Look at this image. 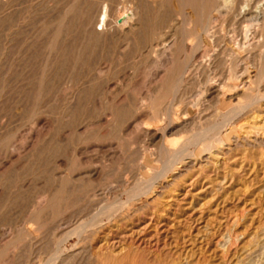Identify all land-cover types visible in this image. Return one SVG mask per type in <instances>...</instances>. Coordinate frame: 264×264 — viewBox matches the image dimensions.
<instances>
[{
    "label": "rangeland",
    "instance_id": "obj_1",
    "mask_svg": "<svg viewBox=\"0 0 264 264\" xmlns=\"http://www.w3.org/2000/svg\"><path fill=\"white\" fill-rule=\"evenodd\" d=\"M219 3L0 0V264H247L264 253V148L247 135L262 133L264 100L256 83L202 92L232 64L263 71L264 24L238 49Z\"/></svg>",
    "mask_w": 264,
    "mask_h": 264
},
{
    "label": "bare ground",
    "instance_id": "obj_2",
    "mask_svg": "<svg viewBox=\"0 0 264 264\" xmlns=\"http://www.w3.org/2000/svg\"><path fill=\"white\" fill-rule=\"evenodd\" d=\"M210 1V0H209ZM189 3V2H188ZM202 5V4H201ZM215 6H214V8H215V10L218 12V13H220V14H222V15H228V17L229 18H231V20L230 21H232L233 23H232V25L234 26V25H237L238 26V31L236 32V35L234 36V39H235V45H236V47L239 49H244L245 47H244V45H245V43L247 42V41H252V43H251V45H253V40H255V36H256V34H258V31L260 32L261 31V29L259 30V28L262 26V24H264V0H258V1H255V0H220V3L218 4V5H216V4H214ZM211 6V5H210ZM208 7V6H207ZM213 8V9H214ZM121 9V8H120ZM124 9V8H123ZM200 9V8H199ZM212 9V10H213ZM125 10V9H124ZM202 10V9H201ZM203 10H204V8H203ZM211 10V11H212ZM128 11V10H127ZM119 12H120V10H119ZM129 12V11H128ZM214 12V11H213ZM216 12V13H217ZM121 13H123V11L121 12ZM127 14V13H126ZM204 14V13H203ZM124 15H125V13H123V14H120L119 13V15L115 18V21L117 20V19H120L121 20V22L120 23H117V21L115 22L114 21V24L117 26V28H122L123 29V27H125V26H128L127 24L129 23L128 22V20H131V19H125L124 18ZM127 16V15H126ZM99 17H100V26L101 27H104L105 25H106V19H107V13H106V10H103L102 11V13H101V16L99 15ZM227 17V18H228ZM129 18V17H128ZM208 18H210V17H208ZM207 17H206V19H208ZM224 18V17H223ZM177 19V18H176ZM194 19V18H193ZM226 20V19H225ZM204 21V20H203ZM207 21V20H206ZM217 21V20H216ZM213 22H214V20H213ZM222 22V24H224L223 22H224V19L221 21ZM207 25V24H206ZM205 25V27L204 28H202V30H200L202 33H208L209 31H208V28L209 27H207ZM221 27H222V25H221ZM127 28V27H126ZM211 29V28H210ZM208 31V32H207ZM211 31V30H210ZM109 32V31H108ZM119 32V31H118ZM127 32V31H126ZM129 32V31H128ZM198 32V31H197ZM132 33V32H131ZM122 34V33H121ZM130 34V33H129ZM198 34H200V32L198 33ZM204 35V36H207V35ZM210 36L209 37H211V35H212V33H210L209 34ZM207 38V37H206ZM212 38V37H211ZM210 38V39H211ZM237 38H239V39H237ZM200 39V38H199ZM209 39V38H208ZM156 40V39H155ZM170 40V39H169ZM241 40H242V42H241ZM171 41V40H170ZM176 41V40H175ZM174 41V42H175ZM179 41H181V40H179ZM178 41V42H179ZM205 41V40H204ZM166 42H167V39H162L161 40V42H160V46H161V48H164V47H166L167 45H166ZM168 43V42H167ZM182 43V42H181ZM184 43V42H183ZM247 44V43H246ZM166 45V46H165ZM181 45V44H180ZM250 45V46H251ZM170 46V45H169ZM249 46V45H248ZM155 47H157V46H155ZM256 47V46H255ZM249 48V47H248ZM154 49V48H153ZM160 49V48H159ZM179 49V48H178ZM210 49V48H209ZM232 49V48H231ZM236 49V48H235ZM170 50L172 51V52H175L176 50H177V45L176 44H173L172 46H170ZM213 50V49H212ZM178 51V50H177ZM208 51V50H207ZM230 51V50H229ZM232 51H234V50H232ZM237 51V50H236ZM235 51V52H236ZM172 52H171V54H172ZM212 54L211 55H213L214 56V54H213V52L212 51H210ZM203 53H205V52H203ZM233 53V52H232ZM264 53V52H263ZM209 54V53H208ZM239 54V53H238ZM259 54V53H258ZM203 55V54H202ZM206 55V54H205ZM210 54H209V56L208 55H206L205 57H208L207 59H206V63L204 62V63H202V67H205V68H203V69H206L205 71H208L209 70V68L213 65V61L214 60H212V58L210 57L211 56ZM212 56V57H213ZM234 56H235V53H234ZM173 57V56H172ZM199 57H201V56H199ZM236 57V56H235ZM255 57V56H254ZM257 57H259L258 59L260 60V59H262V54H260L259 56L257 55L255 58H257ZM193 58V57H192ZM192 58H191V60H189V63L190 64H187V65H189V66H191V63H192ZM202 58V57H201ZM216 58V57H215ZM240 58V57H239ZM250 58V57H249ZM203 59H205V58H203ZM217 59V58H216ZM235 59V58H234ZM258 59H257V61H258ZM221 60V59H220ZM227 60V59H226ZM238 60H240L241 61V59H237L236 60V64H237V61ZM202 61V60H201ZM222 61H224V60H222ZM256 61V60H255ZM264 61V60H263ZM262 61V62H263ZM221 62V61H220ZM235 62V61H234ZM233 62V63H234ZM239 62V61H238ZM242 62V61H241ZM188 63V62H187ZM225 63V65H226V62H224ZM240 63V62H239ZM204 65V66H203ZM215 65V64H214ZM213 65V66H214ZM238 66H240L239 64H237ZM237 65H231L230 67H229V65H228V67H226V69L228 68V70H229V73L228 72H226L227 73V75H228V79L227 80H223V81H212L211 82V77H208V76H206V78H204L205 79V84H204V87H203V94L205 93V95H208V96H213V98H222V96L225 94V91H227V90H229V89H233L234 91H235V93H236V95H239V94H243V95H245V94H247L248 93V90H251L252 88H251V86H250V84L251 83H256V85H257V87H256V96H255V98H256V103L257 102H260V101H262V100H264V84H263V81H264V79H263V77H264V69H263V71L261 70V71H257L255 74H253L252 75V71H249L248 70V66H246V65H241V67H238ZM189 66H186L185 68H184V70L181 72V76H183L184 77V75L186 74L187 75V73H191V71H192V69H191V67H190V69H191V71H189ZM227 66V65H226ZM262 66V65H261ZM257 68V67H256ZM264 68V67H263ZM196 69H198V68H196ZM259 69V68H258ZM227 70V71H228ZM181 79V78H180ZM232 80H236L238 83L236 84V85H233V84H231V81ZM236 83V82H235ZM177 84V83H176ZM246 108V105H238V106H236V107H234V108H232L233 110L235 109V111L236 110H238L237 112H239L240 114L239 115H241V112L244 110ZM232 114L231 115H234L233 113H235V112H232V110L230 111ZM230 112H228V113H230ZM236 112V113H237ZM237 116H238V114H236ZM227 116H229V114L227 115ZM232 117H234V116H232ZM231 116L229 117V118H232ZM239 118V117H238ZM233 119H236V116H235V118H232V120ZM238 120V119H237ZM233 125V124H232ZM235 125V124H234ZM262 128V127H261ZM260 128V129H261ZM262 130V133H259L258 131H256V132H254L253 134H251V132L250 133H248L247 135H249L248 136V138L249 137H251L252 136V141L254 142V143H256V145L258 144L259 146H261L262 148H264V136H263V134H264V128H262L261 129ZM244 138V137H243ZM243 140V139H242ZM245 140V139H244ZM243 140V141H244ZM245 142V141H244ZM250 143V142H249ZM207 144V143H206ZM248 144V143H247ZM210 145V144H209ZM252 145H255V144H252ZM257 145V146H258ZM207 146V145H206ZM210 148V147H209ZM208 149V148H207ZM172 150V149H171ZM169 152V151H168ZM167 152V153H168ZM174 152V151H173ZM170 153V152H169ZM176 153V152H175ZM174 153V154H175ZM180 153V152H179ZM177 154V153H176ZM181 154H183V152L181 153ZM180 155V154H179ZM179 155H176V156H179ZM182 156V155H181ZM170 157H171V155H170ZM169 157V158H170ZM173 157V156H172ZM174 157H175V155H174ZM176 158V157H175ZM167 159V158H166ZM180 159V158H179ZM178 159V160H179ZM173 160H174V158H173ZM170 161V160H169ZM172 161V160H171ZM175 161V160H174ZM173 162V161H172ZM172 162H171V164H172ZM145 183V182H144ZM147 183V182H146ZM149 186V185H148ZM147 186V187H148ZM150 188V187H149ZM149 188H147V189H149ZM144 189H145V187H144ZM143 189V190H144ZM133 200V199H132ZM120 203V202H119ZM118 203V204H119ZM117 204V205H118ZM122 206V205H121ZM120 207V206H119ZM109 208V207H108ZM103 209V208H102ZM110 209V208H109ZM109 209H107V210H109ZM112 209V208H111ZM113 209H114V207H113ZM112 209V210H113ZM116 209V208H115ZM115 209H114V211H115ZM111 210V211H112ZM117 210V209H116ZM110 211V210H109ZM101 213V212H100ZM115 213V212H114ZM116 213H117V211H116ZM115 213V214H116ZM106 214V213H105ZM100 217V216H99ZM111 217V216H110ZM94 218V217H93ZM112 218V217H111ZM113 219V218H112ZM109 220H111V219H109ZM94 222H95V220H94ZM238 236V235H237ZM254 241H255V238H253L251 241H249L247 244V247H245L244 249H246L247 251L248 250H250L252 247V244L254 243ZM255 242H257V241H255ZM255 244V243H254ZM250 247V248H249ZM263 248V247H262ZM246 252V251H245ZM264 254V253H263ZM263 254H260V255H262V257H260V255H258L257 257H258V259L256 260V261H253V259H250L249 260V262L247 263V264H264V255ZM92 256V255H91ZM181 257V256H180ZM183 259V258H182ZM172 260V259H171ZM174 260V259H173ZM181 260V259H180ZM184 260V259H183ZM177 261V260H176ZM186 261V260H185ZM179 262H181V261H178V262H169V263H167V264H178ZM187 262V261H186ZM189 263H191V262H189ZM189 263H187V264H189ZM196 264V263H195ZM197 264H199V263H197Z\"/></svg>",
    "mask_w": 264,
    "mask_h": 264
}]
</instances>
